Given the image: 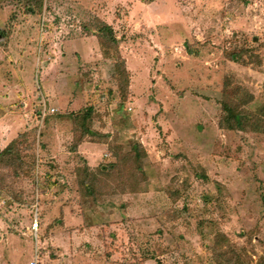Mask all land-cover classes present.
Masks as SVG:
<instances>
[{
  "label": "rangeland",
  "instance_id": "rangeland-1",
  "mask_svg": "<svg viewBox=\"0 0 264 264\" xmlns=\"http://www.w3.org/2000/svg\"><path fill=\"white\" fill-rule=\"evenodd\" d=\"M103 22L116 42L101 36ZM47 69L77 101L63 114L90 108L86 122L55 118V106L42 118L40 95L49 110L54 87L44 83ZM224 101L263 123L220 128ZM10 123L24 124L22 132L11 136ZM15 137L16 153L0 164V264L32 260L28 215L38 184V264H70V255L96 250L77 247L76 232L69 242L51 231L63 216L53 203L95 208L68 179L85 163L66 151L80 142L105 145L97 160L117 165L108 181L119 188L108 194L124 193L119 202L128 204L145 192L157 206L146 221L144 211L130 218L151 232L124 239L115 264H218L217 236L240 264H264V0H0V151ZM38 159L44 178L36 183Z\"/></svg>",
  "mask_w": 264,
  "mask_h": 264
},
{
  "label": "crops",
  "instance_id": "crops-1",
  "mask_svg": "<svg viewBox=\"0 0 264 264\" xmlns=\"http://www.w3.org/2000/svg\"><path fill=\"white\" fill-rule=\"evenodd\" d=\"M52 67L50 66V69ZM58 70V67L55 65L53 66V70ZM50 70L47 69V71H43V73H48ZM67 72V69L65 70ZM64 72V73H66ZM129 72V71H128ZM63 73V74H64ZM43 78L44 83L46 86H48V83L53 87L52 88V95L51 98L48 99L50 104V109L47 110V104L44 100V96L41 93L42 97V118H44L46 115H51L55 112L54 106L59 110V115H55V118L59 119L58 117H63V119L70 118L73 116V113L71 115L68 113L67 115L63 114L66 112L65 110L73 108V104H75L77 101L69 102L68 98L72 95L73 90L70 88L68 82L66 80H63V85H60V78L59 75H51L48 73V75H44ZM130 78V74H129ZM39 87V86H37ZM50 90V89H49ZM51 91V90H50ZM27 104V103H26ZM63 111V112H62ZM29 113V112H28ZM57 114V113H56ZM28 116V115H27ZM30 117V115H29ZM11 124V123H10ZM24 124H11L12 129H10V135H16L17 130H21ZM22 132V130H21ZM64 136L71 135V131H66ZM62 136V137H64ZM58 137V136H57ZM61 138V137H59ZM12 140V139H11ZM10 142V141H9ZM7 144V143H5ZM5 146V145H4ZM103 147L105 145L100 143H92V142H80L76 145V148L71 147L67 149L66 151L71 154L70 150L74 153L79 154V156L85 160L86 165L89 167L90 170L94 171L95 173H98L99 168H104L107 164L111 162L109 161L107 163H100L97 158L98 154L101 150H103ZM3 148H1L2 150ZM149 152V151H148ZM77 156V155H76ZM41 160H36L35 164L33 165V179L34 182L36 180V183L43 180V173L41 171ZM104 162V161H103ZM41 163V164H40ZM67 167V165H66ZM105 169V168H104ZM106 171V170H105ZM70 177L69 180H73L74 182L80 187V184L75 176H71V173H69ZM60 182H65L63 178H58ZM39 185V184H38ZM38 185H36L34 189V193L36 195L34 203L31 204V209L29 211L28 219H29V227L27 229V232L31 238L32 243L34 242V251L32 253V260L29 262V264H38L39 261V249L37 244L41 241V235H40V229H41V220H42V213H41V201H38V196L43 193L41 190L38 189ZM54 183L51 182V187L53 188ZM119 192V191H118ZM123 193V192H122ZM126 194H121L120 192L117 194H103V195H96V196H88L86 198H89L92 202L93 200L95 202L94 209H90L88 206L80 207L75 202L65 203L62 204L60 207V203L55 202L51 205V212L53 213L54 208L57 209L56 212L59 214H63L62 221L56 225V227H52V230H57L58 232L62 233V236L64 238H67L66 241H71L73 232H76L75 236L78 237L79 243L77 247H83L84 249H96L95 251L89 250L91 253H86V251L81 252L75 256L70 255V264H115L117 261H115L119 254H120V245L126 239V244L130 243L129 240L131 239L133 242L139 240L138 237H134V235H139L138 232L140 229L143 231H147L148 234H150L151 229L148 228L147 224H135L132 223V219L135 216V213H140L141 211H144L146 214L144 216H147L148 214H151L155 211V207H153L156 204H151L147 202V199L145 197V192H139L138 194H131L130 202L127 203H120L119 198L122 196H125ZM129 197V196H128ZM127 198V197H125ZM166 198V195H165ZM168 198V196H167ZM153 202V201H151ZM121 204H124L125 206L121 207ZM78 207V208H77ZM74 208H77V211H73ZM138 209V210H137ZM35 213L38 215V222L39 227L36 231V235L31 230V223L34 219ZM150 216V215H149ZM154 216L152 218L153 220L161 219L160 216ZM87 217L90 219L87 220ZM127 218L129 220H127ZM49 219L51 220V215L49 216ZM61 220V219H60ZM127 220V223H122V221ZM143 221L148 220V216L146 219H142ZM161 221V220H160ZM147 227V228H146ZM80 232V234L78 233ZM128 232H132V234H128ZM161 230H158V233H160ZM127 233V234H126ZM170 233V232H169ZM129 236L130 239H129ZM149 237V236H148ZM172 238V235L170 236ZM65 240V239H64ZM124 241V242H125ZM149 241V239H147ZM73 244V243H72ZM72 244H70L71 247ZM132 246V245H131ZM151 258L145 259L143 264H148L150 262ZM115 261V262H114Z\"/></svg>",
  "mask_w": 264,
  "mask_h": 264
},
{
  "label": "trees",
  "instance_id": "trees-1",
  "mask_svg": "<svg viewBox=\"0 0 264 264\" xmlns=\"http://www.w3.org/2000/svg\"><path fill=\"white\" fill-rule=\"evenodd\" d=\"M101 30H102L101 36L108 37L109 40H112L114 42L117 41L116 38L113 36V31H112L113 29L110 25L103 22ZM241 56L242 55L235 56L234 53H231V55L229 54V58L233 61H242ZM121 66L123 67L124 72L128 74V78H129V73L126 72V68L124 67L123 62L121 63ZM222 108L225 114L224 116H222V118L219 121L220 128H223V129L226 128L228 130H246L247 128L257 127L259 125L258 124L259 122L263 123L261 119L256 118V117H251L252 114L247 113L245 109L238 110L228 105L226 101L223 102ZM90 112H91V109L88 108V109H85V111L75 113L73 117H75L78 120L86 122L89 119ZM81 126L83 127L84 133L87 134V136H91L95 134V132H92L84 124L81 123ZM21 135H23V133L20 134L19 136ZM18 137L13 138L0 151V164L6 162L5 160H10L12 158V155L16 153L14 146L18 143V140H19ZM75 148L76 146L73 149ZM83 164L84 165L82 166V168L78 166L75 169V174L80 184V187L82 188V190L87 196L88 195L89 196L103 195L106 193L108 194L109 192L114 193L116 190H118L119 187L111 186L110 182L108 181L109 178H112L116 175L114 172L117 171V165L110 162L108 165L104 167L105 169L99 168L98 173H95L94 171L89 169V167L86 165V162L85 163L83 162ZM94 185H95V188H94ZM166 194H168L167 196L169 197L171 202L178 200V195H172L171 191H167ZM219 241H222V236L221 238L220 236L215 237L214 244L210 246V249L212 250L213 255L216 256L217 260L219 259L217 261L218 264H226L229 262L231 264H240L241 262H240L239 257L237 256L238 254L237 251L226 244L228 251L227 253H225V250L220 247ZM223 255L225 256L228 255V256L221 259ZM233 257L235 258L232 259ZM228 259L230 261L225 262ZM243 264H245V262H243Z\"/></svg>",
  "mask_w": 264,
  "mask_h": 264
},
{
  "label": "built area",
  "instance_id": "built-area-1",
  "mask_svg": "<svg viewBox=\"0 0 264 264\" xmlns=\"http://www.w3.org/2000/svg\"><path fill=\"white\" fill-rule=\"evenodd\" d=\"M38 227H39L38 215L35 213L34 219L32 220V223H31V230L33 231V233L35 235H36V231H37Z\"/></svg>",
  "mask_w": 264,
  "mask_h": 264
}]
</instances>
